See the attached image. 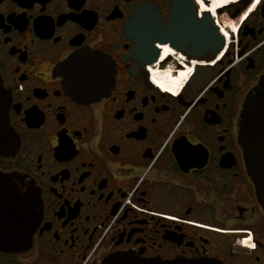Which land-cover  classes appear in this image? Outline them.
Masks as SVG:
<instances>
[{
    "label": "flooded vegetation",
    "instance_id": "af4514ba",
    "mask_svg": "<svg viewBox=\"0 0 264 264\" xmlns=\"http://www.w3.org/2000/svg\"><path fill=\"white\" fill-rule=\"evenodd\" d=\"M175 1L0 0V174L23 179L3 194L22 212L0 229L18 234L0 264H264L241 144L264 74V0H192L230 40L202 57L173 41ZM85 51L115 75L93 101L60 73ZM247 232L253 252L238 246Z\"/></svg>",
    "mask_w": 264,
    "mask_h": 264
},
{
    "label": "water",
    "instance_id": "95a60500",
    "mask_svg": "<svg viewBox=\"0 0 264 264\" xmlns=\"http://www.w3.org/2000/svg\"><path fill=\"white\" fill-rule=\"evenodd\" d=\"M204 1L206 2V0ZM206 3L208 4V2ZM175 5L176 13L172 25L175 30V34L172 36L175 43H182L185 48L189 45L192 46L191 53L200 57L206 52L216 53L222 50L225 38L221 36L219 28L210 15H206L198 22L195 9L190 11L194 6L192 0H176ZM139 36L145 41L148 34L143 31ZM156 36L159 37L160 35L157 34ZM60 73L65 78L72 93L82 96L81 99L84 101H93L94 98H100L109 91L108 87H112L115 83L111 61L94 52L85 51L74 55L60 67ZM90 95H93V97ZM242 117L244 134H241V144L244 149V159L249 177L256 188L259 203L264 209V74L259 86L247 97ZM22 180L17 175L5 176L0 174V229L3 231L4 229L17 228L13 223V218L18 219L22 212L19 210L18 204L6 201L3 194L10 189L9 182ZM23 224L25 225V223ZM27 235L25 236L27 237ZM17 236L18 234H0V245L8 243L15 246L17 243L14 240ZM103 264L222 263L210 259L193 261L177 259L164 262L161 260H143L131 254H121L110 257Z\"/></svg>",
    "mask_w": 264,
    "mask_h": 264
},
{
    "label": "bare ground",
    "instance_id": "6f19581e",
    "mask_svg": "<svg viewBox=\"0 0 264 264\" xmlns=\"http://www.w3.org/2000/svg\"><path fill=\"white\" fill-rule=\"evenodd\" d=\"M227 0H210V2H211V8H215L218 4H224V2H226ZM231 2H233V1H236V0H230ZM205 3V2H204ZM207 4L205 3V6H206ZM208 6V5H207ZM220 9V8H219ZM218 9V10H219ZM217 10V11H218ZM214 17V16H213ZM214 20H215V18H213ZM221 28V27H220ZM223 34V36H224V33H222ZM156 80H157V78H156ZM159 80V79H158ZM158 82V81H157Z\"/></svg>",
    "mask_w": 264,
    "mask_h": 264
},
{
    "label": "rangeland",
    "instance_id": "374dc122",
    "mask_svg": "<svg viewBox=\"0 0 264 264\" xmlns=\"http://www.w3.org/2000/svg\"><path fill=\"white\" fill-rule=\"evenodd\" d=\"M219 18L221 19V17H220V16H219ZM227 21H229V20H227ZM248 242H249V241H248ZM248 242H247V243H248Z\"/></svg>",
    "mask_w": 264,
    "mask_h": 264
}]
</instances>
